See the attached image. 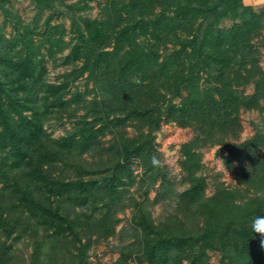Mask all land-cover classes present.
<instances>
[{"label":"trees","instance_id":"trees-1","mask_svg":"<svg viewBox=\"0 0 264 264\" xmlns=\"http://www.w3.org/2000/svg\"><path fill=\"white\" fill-rule=\"evenodd\" d=\"M32 1L42 8L64 2ZM65 7L74 34L68 42L49 18L42 33L15 24L7 38L0 28V264H90L88 252L116 234V214L127 208L114 264H207L208 251L220 253L219 264H264L251 231L253 218L264 215V157L234 175L245 192L215 182L206 197L196 152L236 137L240 110L264 112V72L251 44L262 36L264 13L242 0H107L95 20L75 17L86 4ZM225 18L234 23L217 28ZM65 49L60 65L70 71L47 82L44 57L55 63ZM84 75L93 88L69 94ZM250 83L255 92L245 95ZM63 117L71 129L54 138L45 124L62 125ZM162 122L198 133L180 148L189 183L181 193L164 168L150 164L153 154L160 158L152 133ZM127 127L134 136L126 137ZM243 147L252 155L264 139L256 135ZM133 161L142 200L129 193ZM158 182L152 203L148 192ZM165 202L172 212L155 224L149 208ZM19 241L30 249L26 258L13 248Z\"/></svg>","mask_w":264,"mask_h":264},{"label":"rangeland","instance_id":"rangeland-1","mask_svg":"<svg viewBox=\"0 0 264 264\" xmlns=\"http://www.w3.org/2000/svg\"><path fill=\"white\" fill-rule=\"evenodd\" d=\"M107 0H64L63 5L59 6L58 3H54L52 8H42L38 7L37 4L32 0H0V28L3 29L4 34L7 38H11L15 34L14 26L18 24L20 29L24 26H28L30 29H34L38 33H42L48 28L45 26L46 20L49 18V25H62L64 29L63 40L68 42L74 37V34L70 33L71 30V13L67 11L66 6L75 5L77 3L80 6L87 5L88 9L81 10L75 13L76 16H83L89 18L90 20L100 19L102 17L101 10L103 9ZM245 6H251L253 11L257 14L264 13V0H242ZM12 14L13 22L6 19L3 13L4 9ZM158 12V11H155ZM62 13V14H61ZM19 20V23H18ZM234 21L229 18L221 20L216 27L229 28ZM82 26V25H81ZM182 35V33L180 34ZM57 37V36H55ZM34 39H41L40 37H35ZM254 48L258 50L256 55V62L259 66L261 72H264V30H262V36L255 38L251 41ZM171 46H169L170 48ZM41 53L45 55V48L41 49ZM68 54V50L65 49L63 53L58 54L56 62L53 63L47 56L44 57L45 67H46V81L49 83H58L61 81L60 76L65 71H70L71 68L64 65H60L62 59ZM81 62H77L80 65ZM206 75L203 74L200 80L202 85L203 79ZM256 76L254 79H257ZM92 89L93 85L86 75L76 80L69 90L71 94L74 90L83 93L85 89ZM245 95H252L255 92V86L253 83L241 88ZM185 95V92H182ZM69 95L66 96L68 98ZM92 96L88 97L90 99ZM179 99L173 101L174 104H178ZM261 105L264 106V101H261ZM82 114V113H80ZM62 125H59L57 121L52 118L49 123L45 124V128L48 132L52 134L54 138L61 137L66 134V131H70L71 124L68 123L65 118H62ZM240 131L236 137H228L225 139L227 145H213L204 148L196 149V152L202 154L201 159V173L197 175H202L205 177L207 182V187L205 189V196L210 197L215 189L216 183H223L224 186L230 189H238L245 192L246 185L241 182H237L234 179L235 174H240L243 170L250 168L251 164L249 162L253 157H258L262 159L264 157V147H257L254 151L250 152L252 155L248 154V150L243 147L246 141L251 140L256 135L264 139V112L257 110L244 111L240 110L238 115ZM126 137H132L135 135L134 129L132 127L126 128ZM198 133H195L189 128L181 129L175 125V123H160V128L158 131L152 133L154 135V145L158 153L160 154V159L163 161L164 172L168 178L169 184L172 186V190L179 193L185 191L189 183L186 181V172L183 171L182 161L183 157L181 155V145L185 143L192 142L193 138ZM102 141H108L110 135L106 134L101 138ZM105 145H108L105 143ZM241 147V148H239ZM219 149V150H218ZM229 151H232V153ZM239 157H243L242 160H238ZM220 160L224 161L225 169L221 166ZM229 164L230 166H227ZM132 171L135 175L134 184L130 187L129 193L133 195L136 200H142V188L139 187V176L140 170L134 163L131 164ZM159 187V182L156 183L155 189L148 192V200L153 203L157 198ZM252 191L249 192L251 195ZM168 202L163 204H153L150 206V215L154 223H158L161 218L172 212L168 206ZM120 219L118 226L116 227V234L113 237L107 239V241L95 244L88 252V261L90 264H114L116 260L120 257L118 252V247L120 246V236H122V230H126L129 227V219L131 217V209L127 208L124 212H119L116 214ZM131 234V232H130ZM12 243V241H10ZM132 242V239H126L124 244ZM13 248H18L17 252L19 255L28 257L30 249H23V242L19 241L17 244L13 245ZM22 250V251H21ZM17 253V254H18ZM207 264H219L221 255L218 252L208 251ZM126 264H136L133 258ZM144 264V263H142ZM185 264V263H183Z\"/></svg>","mask_w":264,"mask_h":264},{"label":"clouds","instance_id":"clouds-1","mask_svg":"<svg viewBox=\"0 0 264 264\" xmlns=\"http://www.w3.org/2000/svg\"><path fill=\"white\" fill-rule=\"evenodd\" d=\"M220 162H221L222 168L224 169V171H226L224 161L220 160ZM150 164L154 168H159L163 166V161L159 158V156L153 154L150 158ZM251 231L252 233L260 237V241H259L260 247L261 249H264V215H258L253 218L251 222Z\"/></svg>","mask_w":264,"mask_h":264}]
</instances>
